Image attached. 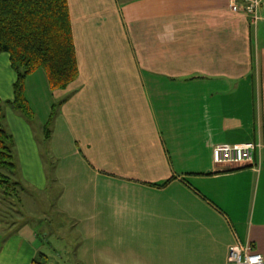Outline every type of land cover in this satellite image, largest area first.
Masks as SVG:
<instances>
[{"label": "crops", "instance_id": "0c3cea01", "mask_svg": "<svg viewBox=\"0 0 264 264\" xmlns=\"http://www.w3.org/2000/svg\"><path fill=\"white\" fill-rule=\"evenodd\" d=\"M69 7L76 80L52 90L43 70L26 79L29 102L64 100L50 137L3 110L18 178L30 195L55 189L73 238L55 236L48 215L0 235V264L45 263L46 248L60 256L56 241L76 240L81 264H228L237 241L264 256V3L256 23L229 0ZM15 80L0 53V101ZM245 142L263 145L259 168L214 163L217 144Z\"/></svg>", "mask_w": 264, "mask_h": 264}, {"label": "trees", "instance_id": "16d2710c", "mask_svg": "<svg viewBox=\"0 0 264 264\" xmlns=\"http://www.w3.org/2000/svg\"><path fill=\"white\" fill-rule=\"evenodd\" d=\"M2 52L9 54L16 80L13 99L0 101L1 240L15 231L13 226L28 223L27 214L22 210L21 197L22 193H29L18 178L15 140L6 126L3 108L10 106L31 119L33 112L26 95V79L37 70L46 73L52 90L66 89L76 80L79 68L69 0H0ZM63 101L52 105L50 118L45 124L46 139L50 137L52 122ZM16 215L19 220L15 218ZM35 263L41 264L36 259Z\"/></svg>", "mask_w": 264, "mask_h": 264}, {"label": "rangeland", "instance_id": "374dc122", "mask_svg": "<svg viewBox=\"0 0 264 264\" xmlns=\"http://www.w3.org/2000/svg\"><path fill=\"white\" fill-rule=\"evenodd\" d=\"M36 87L37 84H35ZM30 100L31 102H29L31 108H32V117L30 119L33 127L35 128V131L37 133V135H39L42 139L44 138V125L45 123L49 120L51 112H52V107L51 110L49 109V103H51V105L53 104H59L58 101H51V98H49L47 96V94H44V96L42 95V93H31L30 94ZM51 101V102H50ZM54 102V103H53ZM59 110V108L57 109V111ZM57 113V112H56ZM257 143V142H256ZM261 143V142H259ZM259 153V152H258ZM258 153L255 155V162L250 163L249 165L254 166L256 165L259 168V165L261 163L262 160H258ZM47 160V159H46ZM49 165V162H47V166ZM244 166H248V165H244ZM54 193L49 195V192ZM55 189L50 187H47V191L46 195L47 197L44 196V194H40V192L38 193H34L33 195H30V193H22V202H27V204H22V210L24 211V214H27L26 216V220H28V223L21 225V226H13L14 230L16 231L18 228L20 229L21 227L28 225L30 227H35V229L37 230L39 222H44L47 220H49V216L51 215V218L56 219L54 222L51 223V225H49L50 229L55 233H57V235L61 236V238H63L62 236H65L67 239L73 238L72 237H67L66 235L71 234L70 232V225H69V218L68 216L61 211V209H59V206H56L55 204V197H57L55 192ZM44 192V193H45ZM53 195V196H52ZM51 196V197H49ZM41 197L43 199V201L41 200ZM37 200V201H35ZM18 205L16 204V207ZM46 214V215H45ZM44 216V219H43ZM46 216V217H45ZM15 218L17 220H19V216L16 215ZM33 224H36L35 226ZM18 229V230H19ZM51 230L49 231L51 233ZM73 230V229H72ZM74 235H76L75 233H73ZM56 236V234H55ZM77 236V235H76ZM55 238L54 236H52L51 234L48 235V240L47 241H54L55 242ZM75 240V239H73ZM53 242V243H54ZM62 244L64 245L63 249L61 247L60 242L56 241V243L54 244V246L56 247V249H60V256L58 255V253H55L56 251L54 250H49L48 248H46V252L47 254L51 255L48 257V259L45 261L44 264H81V262L79 261L78 257L75 258V256H73L72 253L75 252L76 247L78 246L79 242L78 240L76 241H61ZM62 249V250H61ZM64 250H68L69 251V256L70 254L71 257H66ZM71 250V251H70ZM63 251V252H62ZM42 259L38 258V262L41 263ZM42 264V263H41Z\"/></svg>", "mask_w": 264, "mask_h": 264}, {"label": "built area", "instance_id": "2783aa9c", "mask_svg": "<svg viewBox=\"0 0 264 264\" xmlns=\"http://www.w3.org/2000/svg\"><path fill=\"white\" fill-rule=\"evenodd\" d=\"M264 0H229L233 12L244 11L251 15L252 21L259 20L258 10ZM263 145L259 142L237 144L222 143L213 148V159L217 165L244 166L255 162V155ZM228 264H264V256L255 250L250 242L237 241L228 250Z\"/></svg>", "mask_w": 264, "mask_h": 264}]
</instances>
